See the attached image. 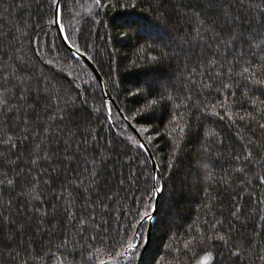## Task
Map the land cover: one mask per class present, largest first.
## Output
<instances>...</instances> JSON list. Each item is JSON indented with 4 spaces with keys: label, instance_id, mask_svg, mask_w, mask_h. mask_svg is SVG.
<instances>
[{
    "label": "trees",
    "instance_id": "obj_1",
    "mask_svg": "<svg viewBox=\"0 0 264 264\" xmlns=\"http://www.w3.org/2000/svg\"><path fill=\"white\" fill-rule=\"evenodd\" d=\"M125 2L133 0H110L99 8L94 0H61L60 4L68 42L89 58L124 116L161 94L171 97L155 108L149 106L147 120L143 116L128 120L156 157L163 185L150 242L137 262L138 251L136 264H199L202 247L212 252L207 264H264L259 258L264 253L256 246L264 244V83H260L264 81V19L256 16L250 25L242 24L243 39L233 41L234 26L217 13L210 16L214 32L198 39V33L204 35L199 20L184 10L196 8L202 0H135L134 9L117 7ZM127 12L149 21L150 27L121 37L119 33L127 29L119 23ZM53 15L50 0H0V99L5 101L0 106V137H11L17 145L12 149L0 143V180L15 182L14 190L6 180L0 185V216L19 222L27 221L32 208L47 213L39 221L42 231H37L34 219L26 235L17 236V243L23 240L20 252L25 264H96L115 255L108 250L114 239L102 248L92 241L90 231L78 237L79 219L91 217L106 225L109 237L119 235L118 225L128 219L125 213L131 215L138 206L151 164L146 163L144 151L127 139L138 138L112 104L113 123H108L99 82L61 41L54 23H49ZM241 18L247 20L248 14L242 11ZM159 45L170 53L169 59L151 64L148 57L157 54ZM38 83L52 95L72 98L74 124L55 123L57 131L49 136L50 142L45 141L44 128L53 122L45 111L39 119L33 113L32 131L37 135L21 144L16 121L9 117L5 122L4 113L21 107V92L14 86L27 84L34 90ZM134 84L143 91L128 96ZM141 124H151L147 133L139 131ZM148 136L153 137L151 143ZM67 140L71 141L69 154H76V159L67 172L60 168L54 184L45 186L48 177L37 175L41 169L31 171V149L42 145L62 159ZM175 140L180 146L170 171L167 162ZM110 141L111 151L101 149ZM94 157L106 165L98 185L92 178ZM197 161L207 163L208 169ZM21 169L23 174L17 177ZM100 198L105 202L96 206ZM230 231L236 235L233 248L240 237L253 245L242 259L228 256L224 242L217 240V233ZM66 236L71 240L67 246ZM207 237L211 239L201 245V238Z\"/></svg>",
    "mask_w": 264,
    "mask_h": 264
},
{
    "label": "snow or ice",
    "instance_id": "obj_2",
    "mask_svg": "<svg viewBox=\"0 0 264 264\" xmlns=\"http://www.w3.org/2000/svg\"><path fill=\"white\" fill-rule=\"evenodd\" d=\"M110 3V0H94V4L97 8L107 6ZM51 6L54 7V17L55 23L59 26V30L61 35L64 36L65 42L68 41V37L64 35V27L62 24L63 17V6L59 3V0H50ZM117 7L123 9H134L136 7L135 0H133L132 4L118 3ZM186 15L195 16L199 20V27L203 30L204 35L200 36L198 33V39H203L209 32H214L215 23L210 19L211 15H215L217 13L223 15L225 23L234 26L232 28V37L233 41L241 40L244 37V32L241 30L242 24H249L252 20L259 16L261 19H264V0H261V3H256V0H202V3L198 5L196 8H187L184 10ZM245 12L248 14V19L241 18V12ZM162 15V14H161ZM124 19L120 21V25L127 29L126 31H121L119 35L121 37L127 38L130 33H140L150 27L149 21L145 20L142 17L135 16L132 12L124 13ZM53 21H49L52 23ZM220 44L223 45L224 42L220 41ZM143 45H141V49L143 50ZM151 48V46H149ZM159 51L156 55H150L148 57V62L151 64L155 63H163L167 59H169L170 53L165 51V47L163 45L158 46ZM81 53L79 47L76 48V51L72 53L73 56ZM111 60H114V56H110ZM209 63H214V61L209 60ZM145 64L143 67H147ZM132 68H140L142 65L131 64ZM243 71L247 72L248 69H244ZM115 72V69H113ZM22 83V81H21ZM104 82L101 81V84ZM260 83H264V81H260ZM115 85V82H113ZM107 86V85H105ZM229 85L225 84L224 87L227 88ZM18 88L21 92V95L18 97V103L21 107H16L14 109H9L4 113L5 122L9 117L14 119L17 123V128L19 129V134L21 137L20 143L24 144L28 141L29 136H35L37 133L32 131L33 129V121L32 115L36 114L37 119L40 117V112L45 111L48 113V120L53 122V125L50 127L44 128L43 139L45 141H49V136L56 132L55 123H63L67 121L68 125L74 124L73 115L70 109L73 107L74 102L71 97H60L59 95H52L46 87H41L38 83L33 90L27 84L24 85L23 88L19 87V84L14 86ZM118 87V86H117ZM143 91V88L137 86L136 84L129 90H127L128 96H136ZM166 99H171V97H165V95L161 94L157 99H150L147 101L146 105H143L137 108L135 111L131 112V116H125V120H132L133 118L143 116L145 120H147L149 116L148 108L151 106L155 108L159 102L165 101ZM31 101V102H29ZM86 102V101H85ZM5 105V101L0 99V106ZM103 109L107 112L108 123L112 124L111 119V108L109 107L108 101L105 100L103 102ZM51 110V111H49ZM94 111H101V109H94ZM13 112L15 115L13 116ZM23 112V117H21L20 113ZM172 119L175 120L176 117L172 116ZM22 125V127H21ZM36 127H41L42 125L36 124ZM67 127V125H66ZM264 128V125H261ZM149 128H151V124H148L145 127L144 124H141L139 127V131L142 133H147ZM15 135V133L13 134ZM156 135H159L157 133ZM131 143L141 149L146 151V144L136 139L135 137L129 136L127 137ZM153 140L152 136H148V142L151 143ZM50 142V141H49ZM0 143L14 149L17 147L16 143L12 142V138L8 137L4 139L0 137ZM66 143L68 147L65 148V152L63 158H60L58 152L52 151V149H44L42 145H35L31 149V171L36 172L37 168H40L41 171L37 173L38 176H47L48 179L43 181L45 186L49 184H54L56 180L59 178V170L60 168H64L67 172L70 168L71 163L76 159V154H69L71 152V141L67 140ZM86 143H90L86 141ZM174 147L172 148V156H170L167 167L171 171L175 166V161L177 158V149L180 146L179 140L173 141ZM101 149L104 151L112 150V143L109 142L108 147L105 149L104 145L101 144ZM41 151H43V155H41ZM103 155V153H101ZM156 157H152V159L148 160L147 164H153V161ZM141 163H145L141 161ZM197 164L207 170L209 165L204 162L197 161ZM91 166L94 169L92 172L93 184L98 185L99 179L101 178L102 171L106 167L104 161L99 158H93L91 161ZM159 165H154V169L158 168ZM23 174V169H21L20 173H16L15 175L18 177ZM114 174V173H113ZM170 173H165V175H169ZM205 179L208 177L205 176ZM6 183L9 187L14 190V180H0V185ZM162 177L157 175L155 170H152L148 173L147 178L144 181V188L140 196L138 197V206L131 209V215L125 213L128 219L125 221V224L118 225L120 229V234L113 237H109L107 227L104 223L98 222L91 217H83L79 219V225L81 227L76 229L77 236H84L87 232H91V239L93 242H99L101 247H106L111 240L114 239V242L111 243V247L108 249L110 252L115 253L114 256H109L108 260L111 264H116L117 258H123L128 261L129 264H136V255L139 250H147L148 244L150 242V235L148 231L145 229V223L147 222L149 225L155 219L156 212V203L155 200L157 195L163 191V185L161 184ZM39 183V181H36ZM68 183H73V181H69ZM123 183V181H121ZM261 183L264 184V178H261ZM34 186V185H33ZM61 187H64L63 185ZM66 191V189H65ZM108 200L113 199L112 196H106ZM11 199V198H9ZM57 200L60 199L59 196L56 197ZM105 202L104 198H100L97 205L103 204ZM9 207L11 205L9 204ZM53 213L55 209L52 210ZM47 213H41L39 208H32L29 210V215L27 217V221H16L11 220L7 216H0V264H25V261L21 259L20 249L23 247V240L20 243H17V236L24 237L26 235V229H30L32 227V221L35 219L37 231L43 230V225L39 223L41 219L44 218V215ZM23 215V213H20ZM235 215V213L233 214ZM69 221L73 219L72 215L68 217ZM103 228V233L101 234L100 230ZM31 240V237H29ZM211 239V237L201 238L200 244L206 245L207 240ZM236 239V235L234 232H229L227 235H220L217 233V240L224 242V252L232 257V258H243L246 254L251 251L253 247L252 244L248 242V240L243 237L239 238L238 244L235 248H233V240ZM71 240L66 236V245L70 243ZM192 242H195L194 240ZM259 247L260 253H264V244L256 245ZM187 247V245H186ZM101 249H94V251L99 252ZM203 256L200 259L199 264H207V262L212 257V252L208 251L206 247H202ZM92 253L89 252L88 259H91ZM261 260H264V255L259 257ZM96 264H106L105 260H98Z\"/></svg>",
    "mask_w": 264,
    "mask_h": 264
},
{
    "label": "water",
    "instance_id": "obj_3",
    "mask_svg": "<svg viewBox=\"0 0 264 264\" xmlns=\"http://www.w3.org/2000/svg\"><path fill=\"white\" fill-rule=\"evenodd\" d=\"M61 2V0H59V3ZM54 17V15H53ZM54 21H55V17H54ZM54 23V26L56 28V31L57 33L59 34L60 36V39L61 41L64 43V45L67 46V48L73 53L76 51V49L70 45V43L67 41L65 42L64 40V36L61 35V32L59 30V26L55 23ZM65 35V34H64ZM75 57H78L79 59L83 60L87 65L88 67L91 69V71L93 72L94 76L96 77L97 81L99 82L100 84V88H101V92H102V95H103V99L104 101L107 100L108 101V104H109V107H110V104H112L114 107H116L117 111L119 112L120 116H121V119L122 121L129 127L131 128V130L133 131V133L135 134V136L138 138V140H140L141 142L145 143L144 140L141 138L140 134L138 133V131L136 130V128L128 121V120H125L124 119V115L122 114V112L119 110V108H117V106L115 105L110 93L108 92L105 84H101V81L102 80V77L100 76L99 72L97 71V69L95 68V66L92 64V62L89 60V58L84 54V53H79L77 54ZM104 82V81H103ZM146 144V143H145ZM145 155L148 157V159H152L153 155H152V152L150 151V149L148 148V146L146 145V151L143 150ZM154 165H156V162L155 160L153 161V164H151V170H155L157 172V168L154 169ZM158 197H159V194L157 195V198L155 200V203L157 205V202H158ZM153 222V221H152ZM152 222L151 224H147V231L150 235V231H151V228H152ZM145 250H140L139 254H138V257H137V262L140 260V258L142 257V254L144 253ZM101 260H105L106 261V264L109 263L110 261L108 259H101ZM124 260V259H123ZM117 262H121L122 259H120L119 261L116 260Z\"/></svg>",
    "mask_w": 264,
    "mask_h": 264
},
{
    "label": "bare ground",
    "instance_id": "obj_4",
    "mask_svg": "<svg viewBox=\"0 0 264 264\" xmlns=\"http://www.w3.org/2000/svg\"><path fill=\"white\" fill-rule=\"evenodd\" d=\"M146 229H147V228H146ZM150 232H151V231H150ZM121 259H122V261H123V258H121ZM119 260H120V259H119ZM119 260H118V261H119Z\"/></svg>",
    "mask_w": 264,
    "mask_h": 264
}]
</instances>
